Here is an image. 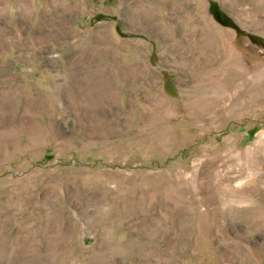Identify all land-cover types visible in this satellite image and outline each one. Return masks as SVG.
<instances>
[{
  "label": "rangeland",
  "instance_id": "obj_1",
  "mask_svg": "<svg viewBox=\"0 0 264 264\" xmlns=\"http://www.w3.org/2000/svg\"><path fill=\"white\" fill-rule=\"evenodd\" d=\"M0 264H264V0H0Z\"/></svg>",
  "mask_w": 264,
  "mask_h": 264
},
{
  "label": "trees",
  "instance_id": "obj_2",
  "mask_svg": "<svg viewBox=\"0 0 264 264\" xmlns=\"http://www.w3.org/2000/svg\"><path fill=\"white\" fill-rule=\"evenodd\" d=\"M210 10L217 21L225 25H230L236 28L239 34H243L244 31L226 15L217 2H211Z\"/></svg>",
  "mask_w": 264,
  "mask_h": 264
}]
</instances>
